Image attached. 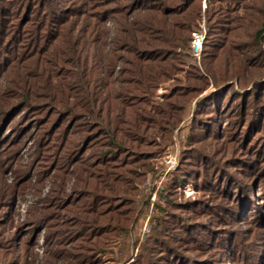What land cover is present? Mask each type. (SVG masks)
Listing matches in <instances>:
<instances>
[{
	"label": "rangeland",
	"instance_id": "rangeland-1",
	"mask_svg": "<svg viewBox=\"0 0 264 264\" xmlns=\"http://www.w3.org/2000/svg\"><path fill=\"white\" fill-rule=\"evenodd\" d=\"M177 1L0 0V264H264V32L240 27L245 4L229 26L202 11L193 54L158 45L166 76L121 89L147 48L126 31ZM109 85L127 95L110 111Z\"/></svg>",
	"mask_w": 264,
	"mask_h": 264
},
{
	"label": "trees",
	"instance_id": "trees-1",
	"mask_svg": "<svg viewBox=\"0 0 264 264\" xmlns=\"http://www.w3.org/2000/svg\"><path fill=\"white\" fill-rule=\"evenodd\" d=\"M239 2L242 1L244 3L245 7L244 10L246 9L249 14L245 16L240 17L241 19H245V23L241 22L240 27L242 29H249V32H253L254 28L256 29V38L257 40H260L261 35H263L264 32V0H238ZM207 6L205 8L202 7V0H179L177 1L175 5V9H172L171 11L174 12L175 18L172 19V16L170 15L171 12L165 13L166 11L162 10L161 14V9H154L152 14H150V18L145 19L144 21L142 20H137L134 22V25L126 31L129 32L130 37L133 38V43H140L147 48H144L141 50V53H139L138 47H134V52L137 54V58L134 61L130 62V68L127 71L128 75L130 76L129 78L131 80L129 81H124V83H134L133 86H122L121 89L124 90H131V91H145L149 92V88L151 87V83H155L160 81L163 77L166 76L167 70L171 68V64L169 63H164L167 59H160V57H163V55H153L150 53L151 50H155V48L158 45H163L167 46L170 49H175V48H186L188 46L189 51L191 54H193V49H192V43H193V32H195L196 27L198 26L199 20H201V13L204 11L207 15L208 21L210 19L212 20L214 17L216 18L217 13L222 12V20L225 21L224 24L225 26H229L230 24L232 25L234 19L237 17V15L232 16V11H236L235 7H233L232 4L237 5L236 0H206ZM237 2V3H236ZM225 3L226 5L231 4L230 6L226 7V10H223L222 5ZM166 9V7H164ZM234 8V9H233ZM5 6L0 4V12H4ZM7 13L13 14L14 11L11 9L6 10ZM161 14V15H160ZM221 14V13H219ZM215 15V16H214ZM240 16V15H238ZM65 21L69 22L71 16H66L64 17ZM237 21L239 22V19ZM175 20V21H174ZM172 22V23H169ZM66 26V25H65ZM64 27V26H63ZM61 28L64 30V28ZM77 28H80V25H77ZM234 27H230L227 30V34L225 35V38H227V42L229 41V36L230 33L232 32ZM89 31L92 33L93 27L89 26ZM65 32V31H64ZM61 33L59 36L63 37V42L64 39L67 37L66 33ZM140 33V35H138ZM192 33V34H191ZM249 34V33H248ZM140 36L138 39L137 37ZM68 40V45L71 47L72 40L70 37H67ZM65 43V42H64ZM119 44V41L116 42ZM121 44L124 47H131L130 46V41L121 42ZM81 45V43H80ZM148 48H152L148 50ZM147 50V51H146ZM145 53H144V52ZM144 53V54H143ZM149 54V56H148ZM217 53H214L216 55ZM82 54H77V63H79V56ZM147 55V56H146ZM146 56V57H145ZM104 56H95L91 62L89 63H99L100 67L103 66V63H107L106 60L103 58ZM147 58V59H145ZM149 60V61H148ZM112 61V58H111ZM84 63H87L86 61ZM109 63V62H108ZM109 86L104 87L103 93L104 95H100L98 101L95 100L96 103L101 102V104L104 106H107V108L110 109L112 108L113 105H110L109 103V97L114 95V98L116 100H127V95H124L125 91H117L115 93H112V88ZM129 94H132L129 92ZM88 101V100H87ZM121 102V101H120ZM125 103V102H124ZM147 104V102H146ZM169 104L165 109V114L163 115L164 118H170L169 122H174L176 116L173 112H171ZM110 106V107H109ZM135 108L134 112H132L131 120L136 121L132 122L137 126V123L139 121L144 120V117L149 111L147 109L148 105H143L142 101H136L133 105ZM119 107V106H118ZM121 108V107H119ZM118 108V109H119ZM103 110V108H101ZM124 109V107H122ZM171 112V113H170ZM157 114H159L157 112ZM100 115V114H99ZM152 117V116H150ZM133 124L131 126H133ZM140 124V123H139ZM139 126V125H138ZM137 130V129H136ZM129 135L127 132H122V138H128ZM118 148V147H117ZM107 153H104L103 156H106Z\"/></svg>",
	"mask_w": 264,
	"mask_h": 264
},
{
	"label": "built area",
	"instance_id": "built-area-1",
	"mask_svg": "<svg viewBox=\"0 0 264 264\" xmlns=\"http://www.w3.org/2000/svg\"><path fill=\"white\" fill-rule=\"evenodd\" d=\"M195 45H196V49H198L201 46V38H200V35H196ZM145 228H147V226Z\"/></svg>",
	"mask_w": 264,
	"mask_h": 264
}]
</instances>
